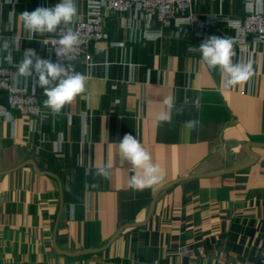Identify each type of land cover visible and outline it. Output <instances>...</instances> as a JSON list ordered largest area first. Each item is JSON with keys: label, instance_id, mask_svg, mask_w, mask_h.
<instances>
[{"label": "crops", "instance_id": "0c3cea01", "mask_svg": "<svg viewBox=\"0 0 264 264\" xmlns=\"http://www.w3.org/2000/svg\"><path fill=\"white\" fill-rule=\"evenodd\" d=\"M90 2L76 0L75 21ZM194 2L192 24L107 15L108 36L70 65L85 91L59 114L33 80L17 83L37 91L43 115L0 117V264H264V42L222 19L246 15V0ZM57 3L0 0V62L13 37L15 72L25 50L43 51L48 33L30 37L20 14ZM210 36L235 38L233 60L252 62L247 82L225 89L207 68L193 49ZM126 134L160 183L129 187L134 170L117 153Z\"/></svg>", "mask_w": 264, "mask_h": 264}, {"label": "clouds", "instance_id": "9594fccd", "mask_svg": "<svg viewBox=\"0 0 264 264\" xmlns=\"http://www.w3.org/2000/svg\"><path fill=\"white\" fill-rule=\"evenodd\" d=\"M245 11L264 12V0H254V5L252 0H249L245 4ZM77 14L76 0H59V3L52 7H38L31 12L24 11L20 14V19L30 37L36 33H55L61 29V26H65L66 34L59 39L60 47L56 48L55 52L58 57L70 61L71 57L68 53L80 43L79 35L69 27L74 23ZM17 43L16 38L13 37L11 41L3 44V49L8 52L9 60H11L12 51ZM235 44V38L210 36L199 47L193 49L200 54L201 60L208 69L219 71L225 89L243 84L253 75L250 60H233L236 56ZM21 78L31 79L34 81L33 87L38 85L44 89L46 99L43 105L53 114H59L65 105L70 104L77 95L83 93L86 85V76L74 71L70 64L65 66L62 62L42 59L32 49L25 50L23 53V58L17 66V72L13 76L14 83H19ZM163 103L166 105V110L158 113V123L170 120L167 109L175 105L174 98L171 96L166 97ZM8 117L11 118L10 114ZM197 124V121L186 122L189 128H195ZM117 145L121 165L125 162L129 163L135 173L129 178V187L143 190L162 181L163 176L159 166L152 162L151 154L136 137L126 134ZM110 172V164L96 169L98 176H109Z\"/></svg>", "mask_w": 264, "mask_h": 264}, {"label": "built area", "instance_id": "2783aa9c", "mask_svg": "<svg viewBox=\"0 0 264 264\" xmlns=\"http://www.w3.org/2000/svg\"><path fill=\"white\" fill-rule=\"evenodd\" d=\"M246 1L249 2V0ZM194 4V0H91L89 13L69 26L80 39V43L68 53L71 57L70 61L58 57L55 52V49L60 47L59 39L66 34L65 26H61V29L55 33H48L44 38L43 51H35V53L42 59L62 62L68 66L82 57H90L89 49L92 43L108 36L104 18L110 13L121 14L135 11L140 14V18L148 22L153 18L163 25H169L173 21L177 25L192 24L198 20ZM222 19L238 30V39L245 40L247 36H252L256 41L264 42V12L252 11L240 17H223ZM7 59L9 60L7 57L5 62H0V117H8L9 111L15 109L39 121L43 110L37 91L14 83L13 76L16 72L7 63ZM4 93L7 97L5 104L1 102Z\"/></svg>", "mask_w": 264, "mask_h": 264}]
</instances>
